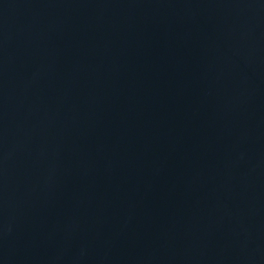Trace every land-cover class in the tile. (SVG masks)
Segmentation results:
<instances>
[{
	"label": "water",
	"instance_id": "95a60500",
	"mask_svg": "<svg viewBox=\"0 0 264 264\" xmlns=\"http://www.w3.org/2000/svg\"><path fill=\"white\" fill-rule=\"evenodd\" d=\"M0 264H264V0H0Z\"/></svg>",
	"mask_w": 264,
	"mask_h": 264
}]
</instances>
